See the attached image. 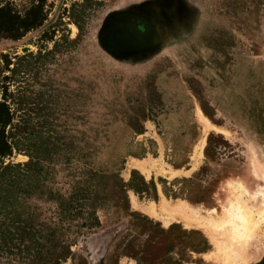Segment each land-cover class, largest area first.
I'll use <instances>...</instances> for the list:
<instances>
[{
  "label": "rangeland",
  "instance_id": "rangeland-1",
  "mask_svg": "<svg viewBox=\"0 0 264 264\" xmlns=\"http://www.w3.org/2000/svg\"><path fill=\"white\" fill-rule=\"evenodd\" d=\"M45 11L40 28L0 38V87L7 76L25 136L58 148L46 188L69 196L93 168L156 190H128L124 211L112 179H96L100 226L62 264H264V0H46ZM234 186L262 220L242 257L163 209L224 220ZM27 204L49 217L55 203ZM91 234L110 235L101 259L80 245Z\"/></svg>",
  "mask_w": 264,
  "mask_h": 264
},
{
  "label": "trees",
  "instance_id": "trees-1",
  "mask_svg": "<svg viewBox=\"0 0 264 264\" xmlns=\"http://www.w3.org/2000/svg\"><path fill=\"white\" fill-rule=\"evenodd\" d=\"M16 3L0 0V38L19 40L47 20L46 0H29L23 10H17ZM9 64L7 60L6 67ZM6 80L4 76L0 87V259L7 264H62L73 255L77 239L100 226L93 206L97 204L96 179H112L111 201L123 204L124 211L129 210L128 190L146 195L151 189L156 191L155 186L143 179L140 186L134 180L125 184L119 179L120 169L90 168L89 179L74 182L69 196L47 189L44 163L56 155L58 148L50 142L40 143L38 131L31 130L25 136L22 117H17L18 110L10 104ZM15 153H27L29 160L13 163L10 159ZM33 197L55 203L45 208L49 217H43L40 206L27 204Z\"/></svg>",
  "mask_w": 264,
  "mask_h": 264
},
{
  "label": "bare ground",
  "instance_id": "bare-ground-1",
  "mask_svg": "<svg viewBox=\"0 0 264 264\" xmlns=\"http://www.w3.org/2000/svg\"><path fill=\"white\" fill-rule=\"evenodd\" d=\"M262 194L264 197V193ZM244 195L240 186L239 188L237 186H234L231 198L224 205L225 211L228 216L226 219L220 221L203 220L201 218L199 219L198 217L194 218L195 213H197L195 212L196 210L193 211L192 209V211L195 212L194 214H192V216V211L189 212L188 210L189 207H183L184 205L181 206L182 204H180V207L178 208H175L178 205L174 206L173 210L172 208L170 209L166 206H163V209L167 208L169 212L174 211L175 215L178 214L179 217L182 216L184 217L183 219L189 220V225H198L199 228L204 229L209 234V236L214 240V242L215 240L218 241V238L215 235L220 236L222 234V236L220 237H223V239L221 238V240L218 241L219 243H215L216 245L218 244L217 247L220 248L221 246L222 249L220 248V253L223 255L224 258H234V256L242 257V252L245 251L246 246L249 244V242L254 240L253 238L255 234L258 232V230L261 229L260 226L262 224V220L258 218V215L251 212L250 209L247 207L245 203L247 202V200L245 201ZM255 205L257 206V204ZM167 210H165V212ZM168 211L166 213L169 214ZM169 215H172V213H170ZM226 243L229 245H227ZM235 245H238L239 248H237V246L235 247ZM232 264L239 263L233 262Z\"/></svg>",
  "mask_w": 264,
  "mask_h": 264
},
{
  "label": "water",
  "instance_id": "water-1",
  "mask_svg": "<svg viewBox=\"0 0 264 264\" xmlns=\"http://www.w3.org/2000/svg\"><path fill=\"white\" fill-rule=\"evenodd\" d=\"M109 239H110V235L109 234H91V235H87L82 239V242L80 243L81 246H83L86 250L87 253L89 254H98V257H100V259L102 258V256L104 255L105 251H106V247L107 244L109 243ZM99 241V247L95 248L94 246H96L97 244H95L96 242ZM93 244H95L93 246ZM94 247V248H93ZM99 259V262H100Z\"/></svg>",
  "mask_w": 264,
  "mask_h": 264
},
{
  "label": "crops",
  "instance_id": "crops-1",
  "mask_svg": "<svg viewBox=\"0 0 264 264\" xmlns=\"http://www.w3.org/2000/svg\"><path fill=\"white\" fill-rule=\"evenodd\" d=\"M218 127V126H217ZM219 128H221V127H219Z\"/></svg>",
  "mask_w": 264,
  "mask_h": 264
}]
</instances>
